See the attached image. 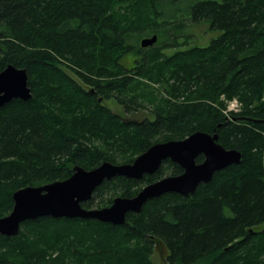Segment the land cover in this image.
I'll return each mask as SVG.
<instances>
[{"label": "trees", "instance_id": "1", "mask_svg": "<svg viewBox=\"0 0 264 264\" xmlns=\"http://www.w3.org/2000/svg\"><path fill=\"white\" fill-rule=\"evenodd\" d=\"M8 65L26 71L32 97L0 107V218L21 188L65 180L75 166L129 164L196 131L242 159L192 196L147 201L122 226L25 221L0 236V264H156L158 242L166 264H264V0H0V72ZM221 96L241 105L229 119ZM108 99L149 115L121 119ZM181 173L166 160L140 180L104 181L81 206L108 207Z\"/></svg>", "mask_w": 264, "mask_h": 264}, {"label": "water", "instance_id": "2", "mask_svg": "<svg viewBox=\"0 0 264 264\" xmlns=\"http://www.w3.org/2000/svg\"><path fill=\"white\" fill-rule=\"evenodd\" d=\"M156 42L157 36L152 35L141 39L139 46L144 49ZM31 97L24 69L8 65L0 72V107L14 99L28 101ZM217 141L216 133L196 131L182 140L153 144L129 164L104 162L92 170L75 166L72 175L65 180L21 188L12 194L11 212L0 218V236L14 237L21 223L43 217L94 220L122 226L126 224V214H139L151 199L168 193L192 196L197 187L208 184L216 172L241 162L239 151L225 149ZM199 156L203 160L197 163ZM166 160L178 165L182 173L148 184L132 198L116 197L108 207L86 209L81 206L104 181L115 177L140 180L153 175Z\"/></svg>", "mask_w": 264, "mask_h": 264}, {"label": "rangeland", "instance_id": "3", "mask_svg": "<svg viewBox=\"0 0 264 264\" xmlns=\"http://www.w3.org/2000/svg\"><path fill=\"white\" fill-rule=\"evenodd\" d=\"M195 28V27H194ZM191 31L192 33L196 32V39L199 36H204V30L205 27L203 26H199V28L194 29ZM145 37H142L141 39H143ZM206 38H202L200 42H204ZM131 60V56L126 58V62H129ZM72 75V74H71ZM221 101L224 102V104H226V100L224 99L223 96H221L220 98ZM239 103V101H237ZM102 105H104L105 107H107L111 112H113L114 114L118 115L121 119L124 120H128V121H135V122H139L141 120H143L145 117L147 118V116L149 115V113L147 111H135V112H125L122 108V106H120L114 99H108L106 101L102 102ZM240 105V103H239ZM241 106V105H240ZM166 256H167V250L166 248L163 246L162 243H156L153 247V254L151 256V260L152 262L156 263V264H166Z\"/></svg>", "mask_w": 264, "mask_h": 264}, {"label": "built area", "instance_id": "4", "mask_svg": "<svg viewBox=\"0 0 264 264\" xmlns=\"http://www.w3.org/2000/svg\"><path fill=\"white\" fill-rule=\"evenodd\" d=\"M240 110V105L237 100H231L227 102L226 109L223 111L225 115H228L230 112H238Z\"/></svg>", "mask_w": 264, "mask_h": 264}]
</instances>
